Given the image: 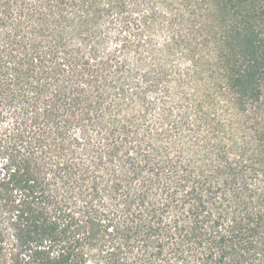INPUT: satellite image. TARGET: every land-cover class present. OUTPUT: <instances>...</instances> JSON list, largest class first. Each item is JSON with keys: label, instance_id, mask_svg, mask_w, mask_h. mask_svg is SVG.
<instances>
[{"label": "trees", "instance_id": "16d2710c", "mask_svg": "<svg viewBox=\"0 0 264 264\" xmlns=\"http://www.w3.org/2000/svg\"><path fill=\"white\" fill-rule=\"evenodd\" d=\"M0 264H264V0H0Z\"/></svg>", "mask_w": 264, "mask_h": 264}]
</instances>
